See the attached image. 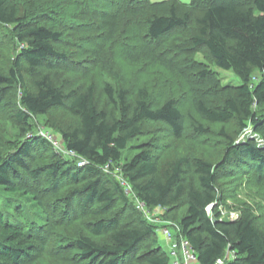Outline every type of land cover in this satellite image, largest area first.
Returning <instances> with one entry per match:
<instances>
[{
  "label": "trees",
  "instance_id": "1",
  "mask_svg": "<svg viewBox=\"0 0 264 264\" xmlns=\"http://www.w3.org/2000/svg\"><path fill=\"white\" fill-rule=\"evenodd\" d=\"M22 1L24 4L19 6L17 0H0V28H10L15 42L20 44L10 67L0 73V104L6 90L20 89V107L14 117L24 133L31 129L32 117L55 107L66 106L78 118L72 129L60 127L56 131L66 150L82 158L84 165L78 166L53 152L44 167L45 176L52 179L51 192L59 188L64 177L80 184L65 196V206L72 207L76 202L74 210L83 213L96 204L91 212L98 218L87 223L88 234L78 233L70 245L84 264H171L167 249L158 244L154 227L141 219L123 187L104 173V167L121 161L130 138L141 133L142 123L163 122L179 138L185 131L186 116L173 98L158 104L143 84H138L134 92L125 84H103L102 92L107 102L118 109L119 116L98 107L94 82L65 92L48 72L41 71L73 63L70 54L57 47L65 40L57 18L66 15L64 5H75L81 13L74 16L75 20H83L81 16L86 14L101 19L104 27L99 26L102 30L96 32L102 41L112 43L126 30L131 31L138 46L133 53L122 51L127 60L158 61L164 65L172 60L170 64L176 70L194 72L196 77L190 79L191 105L199 118L219 124L234 120L239 127L237 134L251 125L264 135V0H65L59 7L53 0ZM105 4L108 10L102 9ZM74 26L77 25H69ZM96 28L86 29L93 32ZM187 29L189 45L162 44L167 35ZM200 47L216 67L231 71L241 84L219 86L207 68L196 69L188 57ZM181 56L187 58L183 63L173 62ZM23 72L32 77L33 89L27 87ZM194 118L189 113L191 128L200 134L207 132ZM222 136L229 141L221 162L184 156L167 161L160 174L151 149L142 148L123 163L121 172L149 209L178 206L185 199L187 208L177 221L175 236L189 241L198 264H214L226 253L231 257L224 264H264V230L248 211L236 218L223 216L218 191L226 165L247 166L257 181H264V148L252 140L234 143L229 135ZM40 145L50 147L47 139L33 137L12 144L9 153L0 150V264H23L34 249L27 239L36 237L48 224L43 203L47 190L25 186L19 179L25 172L30 178L26 181L40 180L43 167L30 169L26 161L31 149ZM116 203L120 207L116 208ZM127 209L131 218L124 220ZM24 217L30 219L26 221ZM22 222H27L28 227ZM94 237H105L106 241L97 242ZM146 240L153 247L139 254Z\"/></svg>",
  "mask_w": 264,
  "mask_h": 264
},
{
  "label": "rangeland",
  "instance_id": "2",
  "mask_svg": "<svg viewBox=\"0 0 264 264\" xmlns=\"http://www.w3.org/2000/svg\"><path fill=\"white\" fill-rule=\"evenodd\" d=\"M40 1L47 2L49 0ZM53 1L59 7L61 1L65 0ZM179 1L188 3L190 0ZM17 2L18 5L24 4L22 0H17ZM65 2L62 3L65 4ZM107 6L109 5L105 4L102 9L108 10ZM20 9L22 8L20 7ZM62 9L66 11V15L59 16L57 22L61 24V27H59L63 29L65 40L58 44L57 47L60 51L69 53L73 63L61 68L41 69L43 73L48 72L53 80L57 81L60 88L67 92L71 89L83 88L90 82H94L96 84L95 97L98 107L104 109L109 115L119 116L118 109L107 102L102 92L103 84L106 82H110L112 85L116 83L125 84L133 92L138 84H143L155 95L158 104L173 98L186 116L185 131L179 138L174 137L171 129L163 122L148 121L142 123L141 133L134 138H130L127 148L122 153L121 161L118 164H113L108 169L104 168V173L115 178L122 187L124 185L123 181H127L121 172L123 163L130 160L142 148L151 149L157 160L160 174H163L167 161L184 156L190 159L198 157L212 162H221L229 141L222 136L225 134L229 135L232 141L234 139V143L252 140L258 147L264 148V144H261V146L255 137H260L264 142V135L256 132L251 125L247 127L252 130V133H256L254 134L255 136L248 137L250 135H245L242 138L241 133L247 127H244L237 134L239 127L236 121L232 120L224 124L210 123L199 118L193 112L191 105L193 88L190 79L196 77L194 72L191 70H176L170 64L172 60L165 65L158 61L127 60L126 56H124L125 53H122V51L129 50L133 53L138 46L131 31L126 30L124 36L122 38L119 36V39L116 38L119 34L118 32L115 35L116 39L112 43L105 42L98 37L99 33L96 32L102 30L101 28V30L99 29V26L104 27L101 19L92 18L86 14L81 16L83 20H75L74 16L80 13V9L77 6L64 5ZM70 14H73L71 15L72 18L69 17ZM87 20L91 23L90 25H87ZM71 24L80 26H74L75 28L82 29L69 27ZM119 25H121V22ZM89 26L98 28L94 29L93 32H89V29H86ZM118 26L117 29L119 30ZM54 27H56V24H54ZM82 30L84 31L81 32ZM189 32V29L173 32L163 38L162 44L165 47H172L177 43L189 45L186 40ZM19 47L20 44L15 42L10 28H0V73L6 72L10 67L19 52ZM189 56L187 57L190 59V63L196 64V69L207 68L210 76L217 80L219 86L241 84L239 78L231 71L216 67L203 47L195 49ZM177 58V61L173 60L176 64L183 63L182 61L187 59L185 56ZM21 63L24 64L23 62ZM23 76L27 87L33 89L32 77L27 72H23ZM256 76H259L258 72ZM5 93L0 104V150L4 154L9 153L12 150V144L18 145L23 140H29L33 137L47 139L50 143L49 148L41 145L33 147L31 149V157L26 159L30 169L43 167L41 168L42 174L38 178L40 180L26 181L29 176L25 172L19 178L24 181L23 184L25 186L29 185L28 187H34L37 190H47L43 203L46 216L48 217V224L40 230V234L36 237L27 239V241H32L34 249L29 259L25 260L23 264H84L77 257V250L69 242L80 232L88 234L87 223L98 218L91 212L92 208L96 207V204L83 213H78L74 210L76 208L75 201L73 206L68 208L67 205L65 206L64 198L71 192V189L80 187V184H74L69 178L64 177L58 186L59 188L51 192L52 179L44 174V167L49 163L53 152L58 156L64 157V159H71L75 163L80 161L67 153L65 145L56 131L60 127L72 129L78 124V118L70 114L66 106L55 107L46 114L32 117L30 120L32 127L28 132L24 133L21 130V125L16 122L14 117V112L20 107V89L15 87L6 90ZM189 113L195 117L194 120L196 119L207 129V132L200 134L191 128ZM128 186L126 196L136 207L141 219L154 227L158 237V244L162 248L167 249V242L161 232L167 229L175 235V232H177V221L187 208L185 199L178 206L166 209L163 207L149 209L142 205L131 184H128ZM218 191L220 195L219 208L223 216L236 218L242 211H248L254 217L255 223L264 230V181H257L254 172L249 167L244 165L239 167L237 164L233 167L230 165L224 166L218 183ZM115 207H120V204L116 203ZM28 212L32 213V211ZM72 212L76 213L73 217L71 215ZM124 215V220L130 219L131 211L125 210ZM8 219L13 222L11 218ZM24 219L30 218L24 217ZM22 223L26 228L28 227L27 222ZM93 239L97 242L106 241L105 237H94ZM152 247V243L146 240L139 254L147 252Z\"/></svg>",
  "mask_w": 264,
  "mask_h": 264
},
{
  "label": "built area",
  "instance_id": "3",
  "mask_svg": "<svg viewBox=\"0 0 264 264\" xmlns=\"http://www.w3.org/2000/svg\"><path fill=\"white\" fill-rule=\"evenodd\" d=\"M241 134L243 138L245 135L246 136L250 135L248 137L255 136L254 134L256 133H252V130L247 127L246 129H244V131H242ZM255 137L260 145L264 144V142L260 139V137L258 136H255ZM67 153L80 160L77 162L78 166L84 165L85 161L82 158L76 156L71 151H67ZM104 168L108 169L109 166L106 165ZM123 183H124L123 189H124V192L126 193V191L128 192L129 183L127 181H123ZM142 205L145 206L143 203ZM161 235L164 237L165 241L167 242V251L171 257V264H198L196 253L192 249L187 239L183 237L177 238L170 230H167V229H164L161 232ZM230 257H231V254L226 253L224 257L218 258L214 264H224V261L226 260V258H230Z\"/></svg>",
  "mask_w": 264,
  "mask_h": 264
}]
</instances>
